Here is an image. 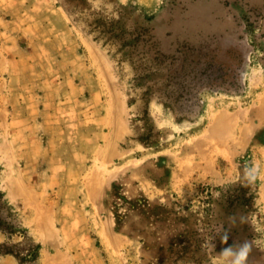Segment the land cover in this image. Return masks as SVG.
I'll use <instances>...</instances> for the list:
<instances>
[{
    "label": "rangeland",
    "instance_id": "374dc122",
    "mask_svg": "<svg viewBox=\"0 0 264 264\" xmlns=\"http://www.w3.org/2000/svg\"><path fill=\"white\" fill-rule=\"evenodd\" d=\"M0 190V264H264V0H0Z\"/></svg>",
    "mask_w": 264,
    "mask_h": 264
},
{
    "label": "trees",
    "instance_id": "16d2710c",
    "mask_svg": "<svg viewBox=\"0 0 264 264\" xmlns=\"http://www.w3.org/2000/svg\"><path fill=\"white\" fill-rule=\"evenodd\" d=\"M242 193L243 192L241 191V194ZM241 194L237 195L236 198L231 201L228 200L227 202L228 205L231 207H237V205L242 201ZM245 199L249 203V207H250L251 204L253 203L252 198L249 197ZM205 201L208 202L209 200H205ZM6 209H7V203L5 202V195L0 190V231L7 232L9 235H13V232L15 231V226L11 221H9L8 219L9 213H6ZM9 252L10 251L8 250L7 253Z\"/></svg>",
    "mask_w": 264,
    "mask_h": 264
}]
</instances>
